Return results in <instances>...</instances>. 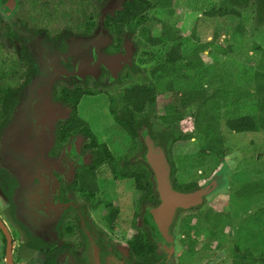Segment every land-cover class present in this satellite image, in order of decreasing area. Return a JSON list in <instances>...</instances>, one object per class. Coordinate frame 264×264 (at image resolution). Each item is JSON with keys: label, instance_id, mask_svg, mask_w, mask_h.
<instances>
[{"label": "flooded vegetation", "instance_id": "1", "mask_svg": "<svg viewBox=\"0 0 264 264\" xmlns=\"http://www.w3.org/2000/svg\"><path fill=\"white\" fill-rule=\"evenodd\" d=\"M53 1L29 0L30 9L23 12L20 0H0V48L6 54L0 70L14 83L24 82L12 89L8 107L0 104V264H7V254L11 264H147V259L153 264H214L227 248L222 231L209 233V215L220 216L204 206L207 195L199 204L175 209L171 248L160 245L146 223L148 210L160 199L144 159L146 131L133 121L144 108L129 103L123 98L128 89L119 88L138 70L136 60L144 58L143 26L130 31L121 19L132 0H108L110 11L101 23L105 0H95L96 5ZM49 24L58 26L50 29ZM100 54L123 55L121 67L109 63L104 69ZM88 96L107 101L110 124L93 117L90 127L85 121L81 101ZM40 101L49 104L42 110L54 111L53 129V119L43 123L44 129H34L31 113ZM13 120L21 121L22 144L30 154L14 149L4 133ZM61 156L74 168L53 174L55 189L48 191L56 211L42 210L47 216L38 217L28 198L46 178L35 167ZM169 182L174 191H196L176 190L173 176ZM213 250L219 251L214 260L208 256Z\"/></svg>", "mask_w": 264, "mask_h": 264}, {"label": "rangeland", "instance_id": "2", "mask_svg": "<svg viewBox=\"0 0 264 264\" xmlns=\"http://www.w3.org/2000/svg\"><path fill=\"white\" fill-rule=\"evenodd\" d=\"M27 1L29 0H20L23 12L30 9ZM33 1L41 4L42 0ZM51 1L54 4V1ZM82 1H90L96 5L95 0ZM120 1L113 0L112 3L115 4ZM108 2V0H105L101 8L100 23L103 15L110 11L106 9ZM174 2L173 11L178 19L173 23V28L178 30L182 36L179 44H182L183 53L190 50L197 43L212 42L217 25L220 26L219 31L217 30L219 36L214 42L218 46L226 47L229 45L232 48L230 53L215 62L206 56L207 52L205 51L202 56L203 65L192 72L174 78V90L181 92L197 89L199 86L208 91L214 88L232 89L235 87L243 91L251 89V74L259 55L258 52L253 51V44H260L264 47V24L255 25L253 3L241 10L243 24L247 30L245 36L239 37L237 35L236 38H232L233 34L227 33L226 23L217 17L219 15L218 10L223 6V0H175ZM212 9H214V12L209 17L207 14ZM148 17L151 20V13L148 14ZM150 20L144 24L134 25L135 28L133 27L132 30L134 31L137 27L143 26L141 30L143 46L145 44L143 33L151 32L155 37L160 34L158 25ZM49 26L50 29L52 27L57 28L58 24H49ZM194 26L195 32H192ZM149 52L154 54L155 58L147 55ZM161 53L162 50L159 48L149 49L144 46V58L136 60L135 63L138 70L131 72L127 76L126 83L120 84L119 88L126 90L133 86L146 85L154 87L157 93L165 91L168 78L154 80L149 75V71L159 63ZM3 55L6 54L0 48V58ZM21 84H24V82L18 83L14 88H20ZM89 93L92 95L94 91H89ZM81 102L82 105H85L84 108L87 111V113H84L81 109V115L90 127L93 117L96 120L95 122L99 121L100 124L102 122L111 123V118L108 117L106 100L88 96L83 98ZM253 104V101L245 100L244 109L239 114H256V108ZM158 112H151L152 115L149 116V121L152 123L154 130L165 132L169 143H174L178 135L182 133L195 131L192 118L193 107L186 110L182 120L173 124L163 122ZM20 122L19 120H13L4 129V133L8 131L6 132L7 137L12 138L11 146L14 149L30 154L32 150H28L27 145L22 144V133L19 132ZM194 133L195 137L191 140L193 150L203 149L202 134L198 131ZM222 134L224 136V148L221 156L217 158L210 157L213 159L210 162H207L208 158L206 157V164L197 168L196 174L191 172V175L184 177L181 172L175 171L173 178L178 184L196 181L198 188L205 187L211 182L214 183L212 190L205 198L204 206L207 205L208 209L217 212L225 220L226 224L221 225L225 232L223 245L227 248L214 264H264V133L238 134L232 133L223 127ZM206 154L205 152L203 156H206ZM10 163L13 164V162ZM247 184H251L250 194L242 193L243 187ZM208 245L211 248L214 247L213 243L209 241ZM244 249L248 254H244L242 251L240 259L239 254L234 255L237 250ZM218 252V250L210 251L208 256L214 260Z\"/></svg>", "mask_w": 264, "mask_h": 264}, {"label": "trees", "instance_id": "3", "mask_svg": "<svg viewBox=\"0 0 264 264\" xmlns=\"http://www.w3.org/2000/svg\"><path fill=\"white\" fill-rule=\"evenodd\" d=\"M174 1L141 0L139 4L135 0L128 2V7L123 12L121 19L127 23L130 31L133 30L134 25L144 24L150 20L149 13L152 16L151 20L158 25L160 29L159 36L155 37L151 32L143 33L146 48H159L162 50L159 55V63L149 71V75L154 80L164 78H168V80L166 81L165 91L162 93H157L154 87L140 85L133 86L125 91L123 98H127L129 103L140 106L139 109L143 110L144 108L143 116L134 118L133 121L139 126L143 125L151 141L162 148L169 166V176H173L174 172L178 171L186 177L191 175V172L196 174V169L206 164V157L208 158L207 162H210L213 161L210 157L217 158L222 155L224 148L223 127L232 133L238 134L264 133V47L260 44H253V51L258 52L259 55L251 74V89L243 91L235 87L232 89L214 88L208 91L199 86L197 89L181 92L174 90V78L192 72L203 65L202 56L205 51L207 52L206 56L215 62L230 53L232 49L229 45L223 47L214 42L219 36L217 30L219 31L220 26L217 25L212 42L197 43V45L192 46L190 50L183 53L182 44H179L182 36L178 30L173 28V23L178 19L173 11ZM251 3H253L255 25H263L264 0H223V6L218 10L219 15L217 17L226 23L225 28L228 30V34H233L232 38H236L237 35L239 37L245 36L247 30L243 24L241 10ZM84 10L81 9L82 13H84ZM213 12L214 9L208 12L207 15L211 17ZM192 32H195V26ZM147 55L155 58L151 52ZM0 80V104L3 108V106L8 107L14 94L12 89L18 84V81L14 83L3 70H0ZM247 99L253 101L256 114H239L244 109L243 104ZM191 107L194 108L192 115L194 130L202 134L204 143V148L196 151L193 150V144L191 143V139L195 137V131L182 133L178 135L174 143H169L165 132L154 130L152 123L149 121V116L152 115L151 112L159 111L158 113L163 122L173 124L182 120L186 110ZM161 112L166 113L162 114ZM0 119H2L1 110ZM205 152L207 154L203 156ZM146 168L150 170L147 164ZM173 187L176 190H182L183 188L182 192L198 189L196 181L178 185L174 183ZM243 188L242 193H251V184H247ZM208 219L210 235L212 236L217 229L222 231L224 235L225 232L221 224H226L225 220L212 214L209 215ZM199 220H201L200 217ZM242 253L248 254L247 251ZM241 256H239V259ZM234 258L236 259V257ZM148 262H150V259H147L146 263L153 264Z\"/></svg>", "mask_w": 264, "mask_h": 264}, {"label": "water", "instance_id": "4", "mask_svg": "<svg viewBox=\"0 0 264 264\" xmlns=\"http://www.w3.org/2000/svg\"><path fill=\"white\" fill-rule=\"evenodd\" d=\"M121 56L120 54L116 56H107L100 54L97 55V59L99 64L105 67L104 69H109V63H115L117 65V69H119L121 67L120 63H122L123 60ZM36 104V109L33 111V113H31V115H33L32 121L34 129L36 131H39L45 128V125L43 123L47 121L49 122V120L54 118L50 117V112L54 111L52 109H48L47 111L44 109L42 110L43 106L49 105L47 101H40ZM67 112L68 111H66V109L63 110L64 115H66ZM51 123L53 129L54 119L49 122L50 127ZM41 126L44 128H42ZM144 139L146 145L144 159L154 174L156 190L160 199V203L157 207L148 210V213L146 215V223L151 226L153 236L156 241L166 248H171L169 226L171 224L175 209L187 208L199 204L202 201V197L210 193L214 186V183L211 182L209 185L199 188L198 190L193 191L191 193H181L172 190L169 182V166L162 148L154 145L147 132L144 133ZM69 149L73 153V150L71 148ZM67 152L68 151H66L65 154ZM42 164L43 168H40L38 164L36 165L35 170L37 173L39 172L44 175L46 181L40 184L35 189V192L32 197L28 198L29 206H31L34 210L38 211V217L47 216L46 214L42 213V210H45L47 212L56 211V207L55 205H53V202L49 197L52 194L49 192L50 188L55 189L56 185L55 180H53V174L58 173V170L61 169L71 170L74 168V162L68 159H64V157L62 156L56 159L55 161H52L50 163L42 162ZM64 164H66L67 166ZM26 168H33V164H28ZM1 229L4 232L6 231L3 226L1 227ZM7 259V264H11L9 254H7Z\"/></svg>", "mask_w": 264, "mask_h": 264}]
</instances>
